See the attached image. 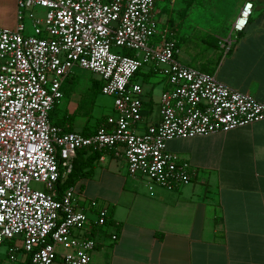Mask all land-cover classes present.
<instances>
[{
	"label": "built area",
	"instance_id": "2783aa9c",
	"mask_svg": "<svg viewBox=\"0 0 264 264\" xmlns=\"http://www.w3.org/2000/svg\"><path fill=\"white\" fill-rule=\"evenodd\" d=\"M155 1L16 0L15 26L0 27V244L19 240L29 264H52L57 256L60 264L89 261L95 243L85 234L89 224H104L106 209L96 208L90 221L70 186L57 187L71 171L77 149H117L128 175L174 189L189 182L188 164L166 150V141L264 119V102L177 61L170 33L157 34ZM35 6L45 9L43 18L30 13ZM23 11L30 33L24 32ZM250 12L251 3L243 2L230 32L241 31ZM143 66L160 73L165 85L157 122L136 132L142 90L132 77ZM73 67L95 74L100 93L112 97V114L89 135L62 131L48 119L62 97L60 83ZM32 182L42 189L32 188ZM15 261L14 248L7 249L6 260L0 258V264Z\"/></svg>",
	"mask_w": 264,
	"mask_h": 264
},
{
	"label": "crops",
	"instance_id": "0c3cea01",
	"mask_svg": "<svg viewBox=\"0 0 264 264\" xmlns=\"http://www.w3.org/2000/svg\"><path fill=\"white\" fill-rule=\"evenodd\" d=\"M211 1L217 14L224 5L233 4L228 31L222 38L215 36L217 46L210 48V53L202 52L201 58L211 57L204 70L181 64L212 74L223 85L264 102V0ZM245 1L251 3L247 23L241 31L230 32L231 22ZM182 5L184 11L185 1ZM166 6L165 0L155 10L153 5L152 17L154 13L159 17L157 34L166 30L175 40L169 17L164 19ZM16 11V0H0V27L13 28ZM22 22L24 26L29 22L27 11H23ZM228 34L230 45L224 50L222 43ZM195 63L201 60L195 59ZM143 67L136 77L155 72L146 67L143 73ZM145 81L148 79L141 82ZM99 85L97 79V90ZM141 102V118L151 117L144 130L157 122L158 112L152 115L151 108H143L142 98ZM69 107L72 104L68 101L65 112L54 111V117L61 118L69 131L81 133L84 127L95 130L106 116L98 123L95 120L75 127L66 117L72 112ZM179 140L184 148L173 153L187 162L189 182L174 189L152 184L140 175H128L117 149L75 151L71 164L74 160L79 169L67 186L77 183L82 197L88 198L76 199L77 206L90 221L96 208L103 207L107 213L103 225L89 224L85 234L95 243L87 264H264V119L226 132ZM70 172L57 183L60 190L67 187L64 182ZM90 201L95 207L89 206ZM8 248L16 251L14 264H26L28 258L19 240L0 244L2 260H6ZM52 264H60L59 256Z\"/></svg>",
	"mask_w": 264,
	"mask_h": 264
},
{
	"label": "rangeland",
	"instance_id": "374dc122",
	"mask_svg": "<svg viewBox=\"0 0 264 264\" xmlns=\"http://www.w3.org/2000/svg\"><path fill=\"white\" fill-rule=\"evenodd\" d=\"M188 0H165L167 13L164 15V19L169 17V25L174 32L175 40L178 39V54L176 56L180 63H188L190 66L204 70V66L210 64V54L206 59L201 58L203 51L210 53V48H206L203 43V35H214L217 38H222L228 31L229 16L234 10L233 4L229 3L223 6L219 14L216 13V7L211 0H201L192 2L187 5L184 11H182L183 3ZM213 3V4H212ZM163 5V0H156L155 7ZM169 5V6H168ZM238 12V11H237ZM30 13L37 18H43L45 9L42 7H32ZM236 16V15H235ZM234 16V17H235ZM158 15L154 13L153 19L156 21V26L159 28ZM29 19V18H27ZM29 21V20H28ZM30 21L25 24V33H30ZM156 40V35L150 38V42ZM113 52L123 53L124 51L119 47H112ZM199 51L197 54L196 52ZM212 52V51H211ZM195 59H200L201 63L196 64ZM202 64V65H201ZM146 67H143L141 71L144 73ZM71 74L67 75L62 81L60 91L62 97L60 103L56 105L54 111L65 112L66 104L68 101L72 104V112H70V121L72 120L75 127L80 126L81 123L88 122L93 123L96 119L101 118L107 114L112 113V97L101 94L95 86L97 76L87 70H82L77 67L71 69ZM141 76L135 78L138 83H143V92L141 98L145 102L144 109L151 108L152 115L157 112L158 99L160 91L165 85L164 77L158 73L153 72L148 75L146 82H141ZM68 110V109H67ZM151 117H142L136 125V132H140L143 126L148 122ZM71 121V122H72ZM166 150L170 152H176L184 148V143L179 139L168 140L165 143ZM32 188L42 189V185L39 183H31ZM75 198L88 199L82 197L80 190H78L77 183H72L70 186ZM58 250L59 247L57 246Z\"/></svg>",
	"mask_w": 264,
	"mask_h": 264
},
{
	"label": "trees",
	"instance_id": "16d2710c",
	"mask_svg": "<svg viewBox=\"0 0 264 264\" xmlns=\"http://www.w3.org/2000/svg\"><path fill=\"white\" fill-rule=\"evenodd\" d=\"M191 1L193 2L194 0H188V2L185 4V8L187 7V5H190L191 4ZM196 1V0H195ZM197 1H199V0H197ZM190 3V4H189ZM201 40H203V43L205 44L204 46L206 47V48H215L216 46H217V43H216V38H215V36L214 35H209V34H205V35H203V38H201ZM175 43H176V46H177V44H178V39H176L175 40ZM128 53V52H127ZM137 73H139L138 72V70L137 71H135V73L133 74V79H135L136 78V75H137ZM147 74H145V75H143V78H142V80H145L146 78H147ZM98 88V87H97ZM99 90V89H98ZM54 106L55 105H53V107L51 108V110H50V112H49V114H48V119H49V122L51 123V124H54V125H60V127L62 128V130L63 131H69L70 130V128L69 127H64V124L63 123H61L60 122V119L59 118H56V117H54V114H55V112H54V110H53V108H54ZM66 117H70V115H67ZM100 119L101 118H98V119H96V123H98V122H100ZM68 121H70V120H68ZM97 127V126H96ZM94 132V129L93 130H91V131H89L88 129H87V127H84L82 130H81V134H83V135H89V134H91V133H93ZM78 166H77V164L74 162V160H73V163H72V169H71V172H70V174L68 175V177L65 179V182H64V185L65 186H67L71 181H72V178H73V174H74V172L76 171V168H77ZM77 169H79V168H77ZM106 218V217H105ZM104 223H105V221H104ZM26 264H29L28 263V259H26Z\"/></svg>",
	"mask_w": 264,
	"mask_h": 264
}]
</instances>
